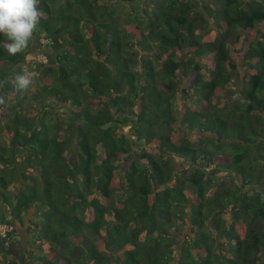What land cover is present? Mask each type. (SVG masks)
Segmentation results:
<instances>
[{"label":"trees","instance_id":"16d2710c","mask_svg":"<svg viewBox=\"0 0 264 264\" xmlns=\"http://www.w3.org/2000/svg\"><path fill=\"white\" fill-rule=\"evenodd\" d=\"M38 8L26 51L0 37V240L29 235L0 264H264V0ZM42 37L53 61L17 93Z\"/></svg>","mask_w":264,"mask_h":264},{"label":"clouds","instance_id":"9594fccd","mask_svg":"<svg viewBox=\"0 0 264 264\" xmlns=\"http://www.w3.org/2000/svg\"><path fill=\"white\" fill-rule=\"evenodd\" d=\"M38 4L39 0H0V37L5 38V50L10 56L26 51L36 38L41 20ZM32 84L33 74L29 71L22 70L14 77L17 93L26 92ZM5 103V97L0 95V105Z\"/></svg>","mask_w":264,"mask_h":264},{"label":"rangeland","instance_id":"374dc122","mask_svg":"<svg viewBox=\"0 0 264 264\" xmlns=\"http://www.w3.org/2000/svg\"><path fill=\"white\" fill-rule=\"evenodd\" d=\"M63 11L65 12V10H63ZM38 43H39V45H41V47H38V45L34 44V46L30 50V52H32V55L27 56V60L30 61V64L29 65L28 64L27 65H22V70L31 71V73L33 74V82L35 80V75H36L35 66L34 65L36 63H39V61H43V62L53 61V58L49 57L48 55H45V54H48L49 52L46 51L44 47H42V45H44L46 43V39H44V37H42V38L39 39ZM245 46H246V43L243 42V39L241 37L239 39V42L237 44H235L234 46H232L233 49H234L233 53H234L235 58H236L237 72H238V76H234V79H233L234 82L237 79L236 77L241 78L240 76L243 75L244 68L241 65V57H242V54L244 52ZM38 49H39V52L37 51ZM40 51H42V52H40ZM202 61H204L206 63V61H208V59L204 57V59H202ZM30 67H32V68H30ZM186 79H188V78H186ZM186 79L185 78L182 79L183 83L186 81ZM32 87L33 86H31V88ZM180 98H184V96L180 95ZM218 106L221 107V105H218ZM218 106H217V104H215L214 107L216 109H218ZM214 107H213V109H214ZM161 117H162V115H161ZM118 131H120L123 134H125L128 137V139H130V141L133 143V147L136 149V147L138 146L137 145V141H136V139L134 137L130 136V134H129V126L128 125H120L119 124ZM159 131H162V128H160ZM222 175H232V174L231 173H227V172H222ZM261 185L262 186H260V187H261L262 190H257V191H258V193L261 194V198L264 201V192H263L264 191V187H263L264 181L261 182ZM185 193L188 196L190 195L189 191H185ZM186 217H187V215L184 216V218H186ZM221 217H223L227 222L231 221L229 210H226L223 213H221ZM17 227H18V232L13 236L12 239H10V240L6 239L4 241V244L0 240V242H1L0 243V252L3 251V253L6 254V255H14L17 258L23 260L24 259L23 250L25 249L24 248V242L27 240L29 235L25 232L24 227L21 228L18 224H17ZM195 231H196L195 229L191 230V225L186 222V224L184 223L183 225H181V227L179 229V233L181 235L180 237H181L182 240H184L185 238L186 239H191V237L194 236V232ZM211 233L215 234V231L211 230ZM218 242L225 243V240H224V238H222V239L220 238L219 240L218 239L215 240V242L213 244L215 249L217 248ZM173 248H174L173 255L175 256V260H177L178 255H179L178 246H176L174 244ZM220 251H221V249H220ZM222 252H224V249H222ZM262 259L264 260V255L262 256Z\"/></svg>","mask_w":264,"mask_h":264},{"label":"built area","instance_id":"2783aa9c","mask_svg":"<svg viewBox=\"0 0 264 264\" xmlns=\"http://www.w3.org/2000/svg\"><path fill=\"white\" fill-rule=\"evenodd\" d=\"M10 229L11 227H7L6 225L0 226V235L2 237L5 236V233Z\"/></svg>","mask_w":264,"mask_h":264}]
</instances>
